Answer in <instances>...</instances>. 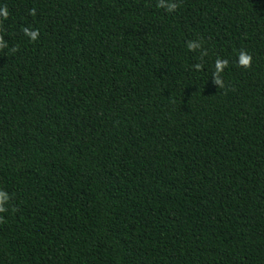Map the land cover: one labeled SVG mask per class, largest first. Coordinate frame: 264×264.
<instances>
[{
  "label": "trees",
  "instance_id": "16d2710c",
  "mask_svg": "<svg viewBox=\"0 0 264 264\" xmlns=\"http://www.w3.org/2000/svg\"><path fill=\"white\" fill-rule=\"evenodd\" d=\"M171 2L0 0V264H264V0Z\"/></svg>",
  "mask_w": 264,
  "mask_h": 264
},
{
  "label": "clouds",
  "instance_id": "9594fccd",
  "mask_svg": "<svg viewBox=\"0 0 264 264\" xmlns=\"http://www.w3.org/2000/svg\"><path fill=\"white\" fill-rule=\"evenodd\" d=\"M160 6L161 7H165V9L167 11H173L176 8V4L172 3L171 0H160ZM7 16V12L4 9H0V18H6ZM26 34L30 37V39H35L38 35V32L36 30H31L30 32H28L26 30ZM5 43L3 41H0V47H5ZM186 47L188 48L189 51H193L196 50L200 47V44L198 42H193V41H189L186 44ZM251 61V56L246 53V52H241L240 54V59H239V63L241 64L242 67H248ZM226 61H217V64H226ZM196 67L198 68L199 65H196ZM216 83H218V81H216ZM8 200V196L7 194H5L4 192H0V212L5 211V205L7 203Z\"/></svg>",
  "mask_w": 264,
  "mask_h": 264
}]
</instances>
